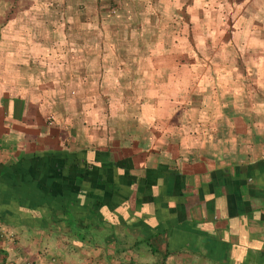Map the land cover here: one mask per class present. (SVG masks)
Wrapping results in <instances>:
<instances>
[{
    "label": "crops",
    "instance_id": "crops-1",
    "mask_svg": "<svg viewBox=\"0 0 264 264\" xmlns=\"http://www.w3.org/2000/svg\"><path fill=\"white\" fill-rule=\"evenodd\" d=\"M0 264H264V0H0Z\"/></svg>",
    "mask_w": 264,
    "mask_h": 264
},
{
    "label": "rangeland",
    "instance_id": "rangeland-1",
    "mask_svg": "<svg viewBox=\"0 0 264 264\" xmlns=\"http://www.w3.org/2000/svg\"><path fill=\"white\" fill-rule=\"evenodd\" d=\"M221 10V9H220ZM219 14H225V12L222 10V13H221V11H219ZM183 18V17H182ZM183 27H186V28H188L189 27V24L187 23V22H185L184 21V19H183V25H182ZM187 30V29H186Z\"/></svg>",
    "mask_w": 264,
    "mask_h": 264
}]
</instances>
